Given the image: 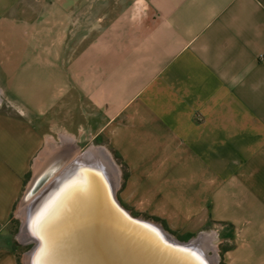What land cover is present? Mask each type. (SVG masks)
<instances>
[{
    "label": "crops",
    "instance_id": "obj_1",
    "mask_svg": "<svg viewBox=\"0 0 264 264\" xmlns=\"http://www.w3.org/2000/svg\"><path fill=\"white\" fill-rule=\"evenodd\" d=\"M0 96V232L86 141L129 213L264 264V0H0Z\"/></svg>",
    "mask_w": 264,
    "mask_h": 264
},
{
    "label": "water",
    "instance_id": "obj_2",
    "mask_svg": "<svg viewBox=\"0 0 264 264\" xmlns=\"http://www.w3.org/2000/svg\"><path fill=\"white\" fill-rule=\"evenodd\" d=\"M25 235L34 244L26 264H210L196 238L129 213L104 166L78 156L33 198Z\"/></svg>",
    "mask_w": 264,
    "mask_h": 264
},
{
    "label": "rangeland",
    "instance_id": "obj_3",
    "mask_svg": "<svg viewBox=\"0 0 264 264\" xmlns=\"http://www.w3.org/2000/svg\"><path fill=\"white\" fill-rule=\"evenodd\" d=\"M6 104L7 102L3 98L0 105L6 106ZM90 146L98 147L99 145L97 143L89 144L86 141H80L79 143L76 144V146H74L75 148L74 151L76 154H79L80 152L84 153V151L88 149ZM104 149L109 153L113 163L115 164L118 170L117 177L114 176V174L111 175L110 177L114 183L116 182V179L119 180V183H120V179H122V175L124 173V168L110 150L106 148ZM56 154H57V151H54V152L52 151L51 156H49L48 158L47 164L42 166L40 169H37L36 166H33L34 167L33 171L28 174L25 180L23 192L17 203L15 211L12 214L11 219L7 222V224L3 227V229L0 232V243L2 245L9 246L15 252L17 261L19 264H26L27 253L30 251V249L34 245L33 242L29 241L25 235L26 217L29 211L30 204L33 198L38 194V192L42 189L44 184L47 182V179L50 178L51 175L55 174V172L61 167V165L67 162L68 160L67 158L66 160H64V162L61 163L62 160L59 159V157H57ZM44 176L46 177L44 178V180H42V177ZM144 219H148V218H144ZM153 221L156 222V220H153ZM165 231H167V233L173 238L181 240V241H188L190 239H193V238L180 239L178 238V235L173 234L166 229ZM198 240L202 244L203 249L206 251V254L209 257L211 263L219 264L218 261L216 262L217 254L215 250H213V252H209L208 248L211 246H208L207 244H205L203 239H202L203 241L200 238H198ZM212 243H215V242L213 241L211 242V244Z\"/></svg>",
    "mask_w": 264,
    "mask_h": 264
},
{
    "label": "bare ground",
    "instance_id": "obj_4",
    "mask_svg": "<svg viewBox=\"0 0 264 264\" xmlns=\"http://www.w3.org/2000/svg\"><path fill=\"white\" fill-rule=\"evenodd\" d=\"M78 158H81V160H83V161L94 162L96 164H100V165L104 166V168L107 171L109 177L111 175H113V174H114V176L117 177L118 170H117L115 164L112 162V159H111L110 155L108 156V153L105 152L103 149H99V148H97V149L96 148L87 149L84 153H82V154L80 153ZM194 241H196L198 243V245L201 247V249L204 252V256L208 259L210 264H212L210 259H209V257L206 254V251L203 249L202 244L199 242V240L196 239Z\"/></svg>",
    "mask_w": 264,
    "mask_h": 264
},
{
    "label": "trees",
    "instance_id": "obj_5",
    "mask_svg": "<svg viewBox=\"0 0 264 264\" xmlns=\"http://www.w3.org/2000/svg\"><path fill=\"white\" fill-rule=\"evenodd\" d=\"M115 157H117V155H115ZM178 238H180V239H186V238H188V235H182V236L178 235ZM219 264H222V262H219Z\"/></svg>",
    "mask_w": 264,
    "mask_h": 264
}]
</instances>
